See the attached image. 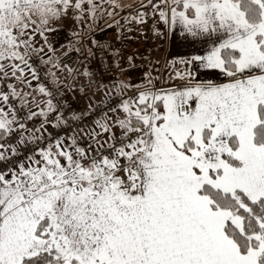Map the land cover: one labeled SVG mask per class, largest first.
<instances>
[{
  "label": "snow or ice",
  "instance_id": "6c2138e0",
  "mask_svg": "<svg viewBox=\"0 0 264 264\" xmlns=\"http://www.w3.org/2000/svg\"><path fill=\"white\" fill-rule=\"evenodd\" d=\"M0 264H264V0H0Z\"/></svg>",
  "mask_w": 264,
  "mask_h": 264
},
{
  "label": "crops",
  "instance_id": "0c3cea01",
  "mask_svg": "<svg viewBox=\"0 0 264 264\" xmlns=\"http://www.w3.org/2000/svg\"><path fill=\"white\" fill-rule=\"evenodd\" d=\"M113 34L110 31H105L103 34L101 33H97V37L100 40H106L108 38H110ZM132 35V34H129ZM149 47H152L153 49H155V45L154 42L151 39H148L147 41L141 42L139 40H135V39H130L127 42V46L124 48V52H125V58L128 54L132 53V52H140V53H146L147 49ZM163 55V53H159L156 52L155 50L153 51V57H161ZM136 64L139 65L140 61L137 60ZM133 75L139 74L140 73V69L136 68V69H130L129 70Z\"/></svg>",
  "mask_w": 264,
  "mask_h": 264
},
{
  "label": "built area",
  "instance_id": "2783aa9c",
  "mask_svg": "<svg viewBox=\"0 0 264 264\" xmlns=\"http://www.w3.org/2000/svg\"><path fill=\"white\" fill-rule=\"evenodd\" d=\"M95 66V65H94ZM140 74V73H139ZM139 74H136V75H133V78H135L137 75H139Z\"/></svg>",
  "mask_w": 264,
  "mask_h": 264
}]
</instances>
